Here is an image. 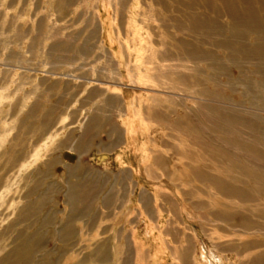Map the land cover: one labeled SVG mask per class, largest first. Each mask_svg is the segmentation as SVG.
<instances>
[{"label": "rangeland", "instance_id": "1", "mask_svg": "<svg viewBox=\"0 0 264 264\" xmlns=\"http://www.w3.org/2000/svg\"><path fill=\"white\" fill-rule=\"evenodd\" d=\"M230 25L203 0H0V264L259 253L241 248L264 239L263 198L245 204L202 181L255 190L223 158L264 173V72L216 46ZM218 111L249 125L220 128ZM235 137L263 156L234 151Z\"/></svg>", "mask_w": 264, "mask_h": 264}, {"label": "bare ground", "instance_id": "2", "mask_svg": "<svg viewBox=\"0 0 264 264\" xmlns=\"http://www.w3.org/2000/svg\"><path fill=\"white\" fill-rule=\"evenodd\" d=\"M215 3H214V2ZM216 3H218V6H216ZM204 6H206L208 9L212 10L214 14L219 15L220 12L223 13L225 16H227L230 19V28H228V38L225 40L220 41L217 43V47L223 49L226 52L227 57L231 60V58H235L240 56L243 60H248L251 62L257 63L255 65V71L254 73H261L264 72V0H203ZM220 5V10L217 8ZM243 6V8H242ZM191 21H193L191 19ZM196 21H198V24L203 23H208L212 24L211 22L213 21H207L204 22L205 19L202 17H197ZM195 23V22H194ZM207 28V26L205 25ZM221 32V31H220ZM254 35V38L252 39V44L250 46H246L244 44L245 38L247 36ZM183 47V46H181ZM184 54H189V55H194L199 57V51H196L195 49H192L190 51L189 49H186L183 47ZM211 57L210 55H208ZM246 86V85H245ZM262 104L264 105V100L261 101ZM220 110V109H219ZM201 113V111H200ZM189 115H186L185 118L188 119ZM217 116V115H216ZM204 117V116H203ZM201 117L199 114L195 116V118L200 120ZM209 119L211 118L210 115H207ZM244 118V117H243ZM241 118L240 116L232 115L230 113H223L221 111H218V117L215 119L216 122L218 123L217 126L220 128H225L228 123L234 124L237 126H241L242 128L248 127V121L246 120L247 118ZM213 119V118H212ZM211 120V119H210ZM180 123H176V125H179ZM201 124V123H200ZM199 126V124H197ZM197 125H191V123L186 121L184 123L185 128H194L198 129L196 127ZM201 126V125H200ZM250 129V128H249ZM229 132V131H228ZM234 132V131H233ZM235 134V133H234ZM233 135V134H232ZM226 143L234 150L237 152H243L248 155H258V156H263L261 151L258 149L254 148L253 146H249L248 143L242 138L238 137L235 139H227ZM214 153V152H213ZM236 157V156H234ZM233 157V159H235ZM236 160V159H235ZM226 161V160H225ZM224 158L223 161L220 159V163L222 166L225 164L228 166H231L233 168H236L237 170L243 171L245 175H248L250 179H253L255 181V190L251 191V193L245 190V188L241 189L240 187H237L235 185L227 184L230 187H228L224 182L221 180L215 178V177H208L206 179H202L203 182L208 183L213 189L216 191H228L231 192L232 195L238 199V201H242L245 204H253L256 203L257 198L254 196L252 193L256 192L255 194H259L261 196L260 201L263 202L261 204L263 207L258 208V211L261 212L262 214V219L264 220V173L258 172V171H244L243 167H239L237 165V162L234 160H230L228 163H225ZM162 164V163H161ZM225 165V166H226ZM190 167V166H188ZM192 172H194V169H191ZM244 175V176H245ZM200 176V175H198ZM200 179V178H197ZM247 180V179H246ZM240 183V181H239ZM238 183V184H239ZM229 188V189H228ZM198 205V204H197ZM257 205H260L257 204ZM256 205V206H257ZM198 207V206H197ZM202 207V204H199V208ZM219 212H210V216L213 219H216L221 222H225L229 220L230 215H224L221 216L223 218H218ZM227 216V217H226ZM234 217V216H233ZM262 225L257 224L255 225L254 228H246L244 226H231V229L233 230V234L242 233V235L250 233L249 231L253 230L260 232L262 229ZM262 236V235H261ZM264 240V239H263ZM247 241L242 245V251L241 253L248 252L251 249H259V253L256 255H248L247 257V264H264V241ZM245 241V240H244ZM232 250V249H231ZM237 252V251H236ZM209 255H204L202 256L205 261H207L208 264H216V261L219 259L221 262L222 258L218 257L217 254H215L213 251H210L208 253ZM236 254V253H235ZM239 255V254H238ZM244 255V254H243ZM186 258V256H185ZM184 258V260H185ZM201 264V263H198Z\"/></svg>", "mask_w": 264, "mask_h": 264}]
</instances>
